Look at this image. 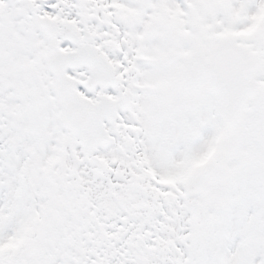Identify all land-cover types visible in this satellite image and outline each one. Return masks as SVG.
I'll list each match as a JSON object with an SVG mask.
<instances>
[{
    "label": "snow or ice",
    "instance_id": "1",
    "mask_svg": "<svg viewBox=\"0 0 264 264\" xmlns=\"http://www.w3.org/2000/svg\"><path fill=\"white\" fill-rule=\"evenodd\" d=\"M0 264H264V0H0Z\"/></svg>",
    "mask_w": 264,
    "mask_h": 264
}]
</instances>
